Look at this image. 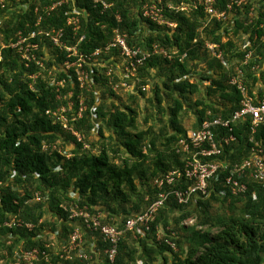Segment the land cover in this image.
Returning a JSON list of instances; mask_svg holds the SVG:
<instances>
[{
  "label": "trees",
  "instance_id": "obj_1",
  "mask_svg": "<svg viewBox=\"0 0 264 264\" xmlns=\"http://www.w3.org/2000/svg\"><path fill=\"white\" fill-rule=\"evenodd\" d=\"M52 1L23 0L19 5L16 0H8L0 9V44L8 43L18 31H24L27 24L33 28L34 9H42ZM104 1L112 4L106 12L94 8L90 0H74L77 8L85 12L81 16L85 39L79 46L80 51L91 53L100 49L111 41L113 29L119 28L127 35L131 47L149 51L155 44L170 54L176 52L171 61L152 55L139 69V77L143 80L138 85H149L152 71L161 79L160 87L153 85L148 102L161 110L167 120L159 119L161 125L157 130L152 126L140 128L138 101L145 97V92H124V100L109 85V78L104 75L106 68H96L90 88L80 92L77 86L69 84L61 91L65 95L73 89L70 100L74 111L78 109V96L82 95L85 109L74 125L90 146L83 149L81 143L45 115L46 110L65 104V100L57 99L55 89L49 86L46 78L47 70L61 65L64 55L54 50L53 59L44 60L42 69L34 65L25 68L14 51L0 46V223L17 215L24 223L33 225L31 230L23 225L12 229L0 226V252L6 251L9 256V259L0 256L2 261L8 262L15 252L36 248L49 253L50 261L56 262L54 249L44 247L50 241L48 232H58L59 241L66 243L79 226L77 221L68 218L69 214L61 206L85 207L91 213L99 212L103 223L123 229L126 219L157 198L159 191L154 185L155 179L184 166L182 155L176 154L174 148L177 140L188 131L181 121L188 96L198 93L201 83H207L204 86L207 98L194 102L195 124L189 130L198 129L205 119L228 118L240 106L239 91L229 84L231 77L236 75L233 66L224 68L211 59L203 49L206 41L220 44L230 64L242 61L245 53L252 50L253 56L247 65L240 66L241 80L249 93L259 87V96L264 95V30L259 27L264 23V0H255L256 5L248 1L241 8L234 6L232 13L240 18L235 20L230 34L228 25L222 26L215 21L203 27L205 15L200 7L190 12H175L169 8L182 2L189 4L190 0ZM215 2L218 10H225L230 4V0ZM153 3H157L164 19L175 27L159 26L143 17L142 7ZM22 4L28 5L27 10L21 8ZM252 6H256L257 19L249 24L248 11ZM69 9L65 5L44 16L41 28H65ZM116 14L121 17L120 23L115 19ZM65 30L69 34V30ZM244 36L249 43L246 50L238 45V39ZM66 41L70 45L76 42L72 36ZM183 54L186 57L180 60ZM201 62L206 66L199 74L195 68ZM38 71L41 75L32 81L29 77ZM193 74L200 83L191 82ZM56 75L57 79L64 77V74ZM119 81L117 76L113 77L114 84ZM166 97L171 106L165 110L161 103ZM229 135L235 136L237 141L221 159L235 163L248 153L247 123L238 124L233 132L221 129L218 139ZM255 139L264 140V131L259 130ZM43 143L57 145V148L69 144V157L57 151L42 150ZM97 145V153H94ZM217 174L216 179L210 181L206 197L183 206L171 195L149 230H143L144 235L124 233L118 243L115 264H137L139 261L142 264H264V188L250 182L244 196L234 195L225 183L226 171L220 170ZM36 192L46 198L45 202L26 204ZM252 192L256 199H252ZM46 216H51L54 222H49ZM190 219H194L193 225L185 226L183 222ZM84 229L88 240L92 238L93 242L90 251L86 248V235H83L85 252L95 259L97 255L98 264H103V253L108 245L100 234ZM158 230L173 241L176 250L156 240ZM80 232L83 234V230ZM56 250H60L59 246ZM61 262L88 264L77 259Z\"/></svg>",
  "mask_w": 264,
  "mask_h": 264
},
{
  "label": "built area",
  "instance_id": "obj_2",
  "mask_svg": "<svg viewBox=\"0 0 264 264\" xmlns=\"http://www.w3.org/2000/svg\"><path fill=\"white\" fill-rule=\"evenodd\" d=\"M7 1L0 0V9H3L8 4ZM21 1L23 0H16L19 5ZM90 1L94 8H99L101 12H106L112 8V4L104 0ZM248 1L230 0V4L226 6L225 10H218L215 7V0H190L189 4L182 2L177 7L169 6V8L175 12H190L192 9L200 7L205 15L203 27H207L215 21L222 24V26L228 25L230 34L234 29L235 20L240 18V16L233 15L234 6L241 8ZM157 2L160 3V0H157ZM65 5L70 8L66 12L65 21V28L69 30V34L66 33L64 27L42 29L40 24L43 17ZM21 6L23 10H27V4H22ZM142 9L143 17L147 20L159 26L175 27L174 24L164 19L161 8L158 7L157 3L144 5ZM34 14L36 19L33 28H30L27 24V28L24 31H18L8 43L0 44L1 49L7 48L14 51L25 68L34 65L37 69H42L44 60L53 59L52 52L54 50L64 55V61L61 65L47 70L46 78L49 86L55 89L57 99L65 100V104L55 109L46 110L45 115L52 120L53 124H59L64 133L81 143L83 149H89L90 146L84 141V136L74 125L75 122L82 118V112L85 109L82 95L78 96V109L74 111V104L70 100L73 95V89L65 95H62L61 91L69 84L72 87L77 86L80 92L90 88L93 84L94 76H96L94 69L106 68L104 75L109 78V85L114 92L119 89H123L125 93H133L138 90L146 92L148 89L147 85H138L143 80L139 77V69L144 67L146 60L152 55H159L171 61L177 54L176 52L170 54L163 49H159L155 44L151 46L149 51L140 47H131L128 45L127 35L122 33L119 28L113 29L112 39L105 46L91 53L81 52L79 46L85 39L82 34L81 16H84L85 12L77 8L74 0H54L43 6L42 9L36 7ZM115 19L118 23L121 22L119 14L115 15ZM248 19L249 24L257 19L256 6H252L249 9ZM259 27L264 30V23H261ZM68 36L75 38V44L70 45L66 41ZM256 37L254 35V40H256ZM223 41H225V37ZM238 45L242 50H246L249 47L248 42L244 45L238 43ZM203 49L209 54L211 59L218 61L224 68L233 66L236 75L231 77L229 84L235 86L239 91L241 96L239 109L228 118L217 116L212 119H205L198 129L188 130L185 136L177 140L174 150L176 154L182 155L184 166L172 169L165 175L155 179L154 185L159 191L157 198L149 203L144 210L126 219L123 229L103 223V216L99 212L91 213L85 207L61 206L69 214L68 218L70 220H75L80 227H85L87 230L97 232L102 236L103 242L108 245V248L103 253L105 257L103 264L116 263L118 243L124 233L132 232L144 235L143 230H149L150 224L154 222L158 211L167 204L171 195L179 205L183 206L190 205L195 199L206 197L210 181L216 179V175H218L217 173L220 170L226 171L225 183L230 187L234 195L244 196L249 190L248 184L250 182L264 188V140L255 139V135L259 130L264 131V95L259 96V87H256L251 93L248 92L241 80L243 74L240 70V66L247 65L249 59L253 56V51L248 50L243 60L237 61L239 63L235 61L230 64L220 44L206 41ZM1 57L0 53V60ZM185 57L186 54H183L180 60ZM56 73L64 74V77L57 79ZM40 75L41 72L38 71L29 78L34 81ZM114 76H117L120 80L116 84L113 83ZM30 88H33V83ZM207 116H210L209 112ZM244 123H247L248 130L249 147L247 155L235 163H229L227 158L222 160L221 158L225 156V151L230 149L231 145L237 140L233 135L223 136L218 139V133L221 129L233 132L238 124ZM42 150L57 151L59 154L65 155V152L57 148V145L43 143ZM66 157H69V154H66ZM182 183H184L185 187H183ZM174 185L182 186L173 190L167 189ZM251 197L256 199L255 192L251 193ZM45 200L46 198L36 192L32 198L27 200L26 204L43 203ZM193 223L194 219L183 222L185 226L193 225ZM1 225L9 229L21 227L22 225L29 230L33 228L32 224L24 223L17 215L10 216L7 220L0 223ZM80 227L73 231L69 241L66 243L59 241L58 232L54 234L48 232L50 241L44 247L46 249H54L53 253L58 258L54 263L50 261L49 253L35 248L30 251H22L21 253L15 252L8 262L2 261L0 257V264H35L36 262H41V260H43L44 264H63L61 261H72L74 259L93 264L96 259L85 252L83 234L80 232ZM171 236L173 237L174 233ZM156 240L165 242L172 250H176L173 241L166 239L164 233L160 230L157 231ZM57 246H59L60 250H56ZM0 256L9 259L6 251H1ZM138 264H141V262H138Z\"/></svg>",
  "mask_w": 264,
  "mask_h": 264
},
{
  "label": "rangeland",
  "instance_id": "obj_3",
  "mask_svg": "<svg viewBox=\"0 0 264 264\" xmlns=\"http://www.w3.org/2000/svg\"><path fill=\"white\" fill-rule=\"evenodd\" d=\"M249 2H252L253 4H256L255 0H249ZM238 43L243 42L242 39H238ZM203 66H198V68H195V72H202L203 71ZM155 78V77H154ZM192 79L191 82L195 83L198 82V77L196 75L193 74V76L191 77ZM154 84H157L159 87L161 86V79L157 76L154 80H152V82L149 83L148 89L145 92V97L144 98H140L138 101L139 104V116H138V122H139V126L140 128L143 127H150L152 126L153 129L157 130L159 128V126L161 125L159 119H161L163 117V120H167V117H164V115L162 114L161 110L159 111L155 106L152 107V105L148 102L149 99L152 97V87ZM204 86H206V82L201 83L200 85V91L192 96H188V106L185 105L184 106V111L181 113V121H182V125L187 129H191L192 126H194L195 124V115H194V102H197L200 99H205L207 98L205 96V92H204ZM117 94L121 95L122 98L125 100L126 97L124 96L125 93L124 91H120L118 90L116 92ZM106 104L108 105L109 102H106ZM171 106V101L169 99V97H166L163 99L162 103H161V107L164 108L165 110ZM149 115V117H147ZM147 118V123H144V119ZM166 122V121H165ZM105 131V136H107V132ZM68 144V143H66ZM70 145H66L64 146V144L59 145V148H61L62 152H65V154H69L70 153ZM98 150V145L95 147V150H93L94 153H97ZM177 217V216H176ZM47 220L49 222H54V219L51 216H46ZM164 233V232H162ZM164 235L166 236V234L164 233Z\"/></svg>",
  "mask_w": 264,
  "mask_h": 264
},
{
  "label": "crops",
  "instance_id": "obj_4",
  "mask_svg": "<svg viewBox=\"0 0 264 264\" xmlns=\"http://www.w3.org/2000/svg\"><path fill=\"white\" fill-rule=\"evenodd\" d=\"M242 41L243 42H241V43H239V44H241V45H244V44H246L247 42H248V37L247 36H244L243 37V39H242ZM211 60V59H210ZM198 66H203V68H205V64L204 63H199L198 65H197V67L196 68H198ZM152 75H151V77L148 79V83H150V82H152V80H154L156 77V72L155 71H152V73H151ZM155 77V78H154ZM207 84V83H206ZM80 227V226H79ZM80 230H83V235L85 234L86 235V248L88 249V250H92V245H93V242H92V238H91V241L90 240H88V234L84 231L85 229H83L82 227H80ZM98 258V256H96V259ZM160 263V262H159ZM93 264H98V261L96 260ZM169 264V263H168Z\"/></svg>",
  "mask_w": 264,
  "mask_h": 264
},
{
  "label": "clouds",
  "instance_id": "obj_5",
  "mask_svg": "<svg viewBox=\"0 0 264 264\" xmlns=\"http://www.w3.org/2000/svg\"><path fill=\"white\" fill-rule=\"evenodd\" d=\"M79 227V226H78ZM83 228V227H82ZM84 229V228H83ZM139 262H141V261H139ZM138 264V263H137ZM141 264H142V262H141Z\"/></svg>",
  "mask_w": 264,
  "mask_h": 264
}]
</instances>
